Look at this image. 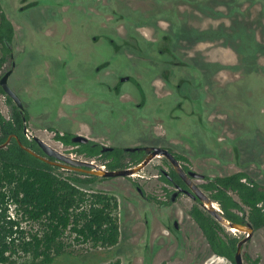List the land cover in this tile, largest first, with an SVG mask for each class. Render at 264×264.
Wrapping results in <instances>:
<instances>
[{"label":"rangeland","instance_id":"rangeland-1","mask_svg":"<svg viewBox=\"0 0 264 264\" xmlns=\"http://www.w3.org/2000/svg\"><path fill=\"white\" fill-rule=\"evenodd\" d=\"M5 11L20 24L10 85L28 111L30 132L60 151L73 148L56 142L53 128L109 146L156 143L196 155L181 127L187 119L198 140L231 141L229 154L236 146L262 152L264 0H45L26 12ZM94 36L97 43L109 40L110 50L105 42L95 46ZM98 61L103 68L95 72ZM10 66L8 60L4 72ZM124 76L138 80L145 96L132 83L119 85ZM0 108L11 115L3 95ZM159 164L143 173L148 192L158 189ZM77 186L118 200L120 240L110 248L80 244L67 232L55 264L149 261L151 230L165 210L140 200L122 178ZM13 264L31 258L16 256Z\"/></svg>","mask_w":264,"mask_h":264},{"label":"trees","instance_id":"trees-1","mask_svg":"<svg viewBox=\"0 0 264 264\" xmlns=\"http://www.w3.org/2000/svg\"><path fill=\"white\" fill-rule=\"evenodd\" d=\"M13 38L14 27L1 12L0 72L6 62V41L12 42ZM0 94H4L1 88ZM0 129V144L16 134L25 146L38 152L35 143L23 135V120L16 110L10 119L0 112ZM55 138L72 145L70 134L56 132ZM76 151L107 161L111 170L125 166L126 154L122 149L101 153L99 145L90 143L80 145ZM129 156L133 163L141 159L138 153ZM177 157L184 160L183 156ZM59 170L24 150L15 138L0 148V264H13V258L21 255L31 258V264H55L65 251L62 240L67 232L80 244L113 247L118 243L116 198L104 192L87 193L76 185L94 183L96 178H80ZM172 175L178 179L174 173ZM207 180L204 188L211 192L229 220L244 222V217L237 212L245 215L248 207V219L255 229L264 227V187L252 182L245 173ZM191 216L202 229L212 251L235 264L234 252L239 240L227 234L216 220L198 207L192 209ZM244 260L246 264H259V260L246 254Z\"/></svg>","mask_w":264,"mask_h":264},{"label":"flooded vegetation","instance_id":"flooded-vegetation-1","mask_svg":"<svg viewBox=\"0 0 264 264\" xmlns=\"http://www.w3.org/2000/svg\"><path fill=\"white\" fill-rule=\"evenodd\" d=\"M44 3H45V0H17V1L16 0H5V1L0 0V14H1V12H4L7 19L12 23V25L14 27L13 41L12 42L6 41V47H7L6 62L4 64L3 70L0 72V77H1L6 72V71L4 72V68H5V65L8 62V60L11 62L10 68L12 67L13 64L15 65L14 70L8 79V83H9L10 87H11L10 78L15 73V71L17 69V65H16L17 63H16V61H14V58H15L16 41L18 39V36H20L19 35L20 24H17L14 19H12L11 17H8L9 15L6 13L5 8H7L8 6H13L19 12H26L30 9L41 6ZM92 41H94V45L96 46L97 37L96 36L92 37ZM100 42H105L108 45V48L110 50L109 40H107V39H105L104 41L101 40L97 43V45H100ZM169 52H171L170 48H169V50L166 51V53H169ZM21 53H22V51H21ZM161 53H162V51H161ZM11 54H12V56H11ZM102 60L103 59H101V61ZM101 61L97 62L95 72L100 71L103 68L100 65H98ZM119 81H120L119 85H121L125 82L134 84L138 88L142 97L145 96V92L143 91L138 80H136L135 78H132L130 76H124V77H121ZM118 89H119V86L117 87V90ZM13 91L19 96V94L14 89H13ZM0 95L5 96L7 103L11 105V115L9 117H6L3 113V110L0 108L1 114L5 118L10 119L12 117L14 110H16L20 114V116L23 120V130H22L23 135L28 140L35 143V145L38 149V152H36L32 148H29L27 146L26 147L33 150L34 152H36L40 155H43V152L41 151V149L39 148L37 143L32 139L33 136H37V135L32 134L29 130L30 119H29V114H28L27 109L25 108L23 100L21 99L23 106H24V109H25V120L23 119L21 113L19 112V110H18L16 104L13 102V100L8 95H6L5 92H4V94H0ZM8 98H10V101L8 100ZM179 106H181V105H179ZM188 122L189 121L187 119H182L181 127H182V124L185 123V126L182 128H185L184 132H186L185 135L189 138V140H192L195 142L196 148L198 150L196 155L192 154V153H185L183 151L180 152L173 145L164 147V146H160L158 144L156 145V143H152L155 145H140V144L132 145V144H130L128 146H118V145L109 146V145L103 144L100 141L91 139L90 136L87 134L82 135L79 133H72V132H60L57 129L53 128V129H51V132L54 133V140L56 142H58L60 145H62L63 147H66V148L72 147L73 148V150H71L70 152H62L59 149H57L56 147H53L51 144H49L48 142H46L42 138H40L39 136H37V137L40 138L41 140L45 141L50 146H52L53 148H55L56 150L60 151L63 154L71 156L74 159L91 162L93 164L98 165L99 167H101L104 170H111L106 165L107 161L104 162L99 157H86L85 155L78 153L76 150L80 147V145L90 144V143H93V146L99 145L101 153L113 152L116 148L122 149L124 151V153L126 154V159L124 160L125 166L123 168H118V169L134 168L144 159V151H141V152L127 151V149H129V148L160 147V148L168 149L177 158L181 167L187 173L188 172H194V173H197V174L203 176L201 179H194L193 178L192 180L205 194H207L213 200L215 208L217 210H219L223 215H224V213H223L219 203L212 198L211 192L207 191L204 188V185L208 183L207 178H213L214 179L216 177H227V176L233 175L235 173H245V174H247V176L250 178V180L252 182L264 187V148H263L262 152L260 154H258L254 150H252L251 148L241 151L236 146V148L234 149L235 155L229 154V149H230L231 145H228V144H231V141L227 140L226 137L221 138L219 141H216L215 139H211V137L208 138L207 136H204L202 138L199 136V140H198V136L195 134V132H192V135H190L189 132L192 129L190 128V125H189L190 123H188ZM25 128H27V133L24 132ZM56 132H59L62 135L65 133L70 134L72 145H66L63 142L57 140L55 138ZM185 135H182V136H185ZM1 136H2V132L0 129V137ZM75 136H82V137L86 138L88 140V142L87 143L73 142L72 138ZM12 138H15L17 140V142L20 140L18 135L13 134V135H10L5 142L0 144V146L5 144L9 139H10V141H9V143H10ZM21 143H22V141H21ZM172 143L176 145V142H174V140H172ZM18 144H19V142H18ZM31 145H32L31 147H33V144H31ZM6 146H4V147H6ZM0 148H3V147H0ZM104 148H111V150L103 151ZM130 153H138L140 155L141 159L137 163H133L131 161V157L129 156ZM178 155L183 156L184 160L179 159L177 157ZM156 160L160 161L159 166H157V179H159L158 180L159 186H158V189L155 190V192H148L147 189L141 184V179L144 178L143 173H144L145 169H147L150 165H152V163H154V161H156ZM52 166H55V165H52ZM55 167L59 168L60 169L59 172H61V173H64L63 171H68L70 173H74L76 176H79L80 178H87V177L96 178L97 180L94 183L85 184L89 188L92 187L99 180L108 181V180L121 179V178L128 180L131 183L132 188H134L136 190V192L139 194L140 200H142L143 202H145L147 204H153L155 206H158L160 209L165 210V212L161 213L162 220H160L158 223H156L154 229L152 228V230H151V232H152L151 233V243H152L151 245H152V247L150 250L149 261L144 259V258H142V259L140 258V260H139V258H138V261H140L138 264H147L148 262H150V264H207V262L203 263V261L201 259L202 255L204 253H200V254L196 253L197 248L194 245L195 241H193V237L191 235V232L186 231V228H187L186 224L185 223L181 224V221L178 219V213H180V212L171 210V208H173L174 205H179V203H181L182 207H183V209L181 210V213H187L186 215L188 216V218L191 220V222H193V224L196 225V227L201 232V234L204 238V241L206 243L205 246H207V248H206L207 254H206V256H203V257H205V258L211 257L212 259L216 258L217 261L218 260L222 261L223 262L222 264H233V262L231 260H229L225 257L218 256L212 251L202 229L200 228L198 223L194 220V218L191 216V211L194 207H198L199 209L204 211L209 216H211V215L202 206L201 202L198 199H195L194 197L190 196L189 193L186 192V190H190V189L188 188L186 183L181 179V177L176 173L173 165L170 163V161L166 157H164V156L155 157L154 159H152L147 164V166H145L143 169H141L137 174H134L133 176H128V177H116V178L95 177V176L88 175L87 173H84L81 171L65 169L61 166H55ZM118 169H114V170H118ZM221 169H226L227 171H231V169H238V170L234 171L232 173L225 174V175H220L218 170H221ZM172 173H174L178 177V179L174 178ZM163 177L165 179H167L168 181H164L162 179ZM243 181H245V180H243ZM76 185H78V183ZM81 185H84V184H81ZM175 192H178V195H177L175 201H172V197H173ZM231 195L233 196V198L236 201H240L239 197L236 194L231 193ZM117 202H118V200H117ZM118 208H119V203H118ZM245 209H246L245 215H243V213L237 212L240 216L244 217V219H245L244 222L238 223V224H243V225H245L247 223L251 224L253 229H254V233H253V236L251 238H249V240L247 242H245L242 246V258H243L244 264H246V262L244 260L245 254L250 256L253 260H259V264H262V256L253 257L247 251L246 247L248 244H250L252 242L257 244L259 247H264V227L255 229L253 224L248 219L249 208L247 207ZM117 216H118V213H117ZM224 217L226 219H228L225 215H224ZM153 218L156 220L155 216H153ZM213 219L216 220L215 218H213ZM149 221L150 220L147 218L145 220V224L146 225H147V223L149 224ZM229 221H231V220H229ZM231 222H233V221H231ZM234 223H237V222H234ZM118 224H119V220H118ZM221 226L226 230L227 234L237 238L239 240V242L249 236V234L247 232H242V231H239L237 229H231L229 227H224L223 225H221ZM150 229H151V227H150ZM158 230H161V231L164 230L165 231V232H163L164 237H162L160 233L154 235V232L155 231L158 232ZM119 231H120V227H119ZM119 240H120V237H119ZM239 242H238V244H239ZM118 243H119V241H118ZM238 244H237V248H238ZM173 245H174L175 250L173 248ZM237 248H236V251H237ZM167 249H171V250L167 251ZM200 251H201V249H200ZM236 251L234 252V263L235 264H236V262H235ZM116 264H120V263H116Z\"/></svg>","mask_w":264,"mask_h":264},{"label":"water","instance_id":"water-1","mask_svg":"<svg viewBox=\"0 0 264 264\" xmlns=\"http://www.w3.org/2000/svg\"><path fill=\"white\" fill-rule=\"evenodd\" d=\"M14 67L15 65L13 64L12 67L0 77V87L3 89L5 94L8 95L13 100L19 112L21 113L23 119L25 120V109H24L22 100L13 91V89L9 86V83H8V79L10 75L12 74ZM24 132L27 133V128L24 129ZM10 139L0 147L6 146L9 143ZM32 139L37 143V145L43 152V155H40L34 152L33 150L27 148L21 143L20 140L18 142L23 149L28 151L33 156L37 157L39 160L45 163L51 164V165L61 166L65 169L81 171V172L87 173L88 175L95 176V177L116 178V177L133 176L134 174H137L145 166H147V164L155 157L157 156L166 157L170 161V163L173 165L176 173L181 177V179L186 183V185L190 189V190H186V192L189 193V195L194 197L195 199H198L201 202L202 206L208 211V213L213 218H215L224 227H229L231 229H237L239 231L247 232L249 234L247 238L239 242L237 251L235 253L236 264H244V261L242 258V246L245 242L249 240V238L253 236L254 229L252 225L249 223L245 225L238 224V223H234L226 219L224 215L215 208L213 200L207 194H205L192 180L193 178L201 179L203 176L197 173H194V172L187 173L181 167L177 158L168 149L160 148V147L129 148L127 149V151H132V152L144 151V159L137 166H135L134 168H130V169L104 170L98 165L93 164L91 162L74 159L71 156L61 153L60 151L56 150L55 148L50 146L45 141L38 138L37 136H33ZM72 141L77 142V143H87L88 142V140L82 136H75L72 138ZM107 150H111V148L103 149V151H107ZM177 195H178V192H175L172 197V201H175Z\"/></svg>","mask_w":264,"mask_h":264},{"label":"crops","instance_id":"crops-1","mask_svg":"<svg viewBox=\"0 0 264 264\" xmlns=\"http://www.w3.org/2000/svg\"><path fill=\"white\" fill-rule=\"evenodd\" d=\"M237 170L238 169H231V171H227L226 169H221L218 171H219L220 175H225V174L237 171ZM186 214L187 213H178V219L181 221V224H183V223L186 224V226H187L186 231L191 232V235L193 237V241H195L194 245L197 248L196 253H198V254L204 253L202 255V258L200 257L202 259L203 263L207 262V264H218V263H215L217 261L216 258L212 259L211 257H209V258L207 257L208 258L207 259V258L203 257V256H206V254H207V252H206L207 246H205L206 243L204 241V238H203L201 232L198 230L196 225L193 224V222H191V220L188 218V216ZM173 248H174V245H173ZM199 248L201 249V251ZM246 249L253 257L262 256V264H264V247H259L257 244L252 242V243L247 245ZM169 250H171V249H167V251H169ZM174 250H175V248H174Z\"/></svg>","mask_w":264,"mask_h":264}]
</instances>
